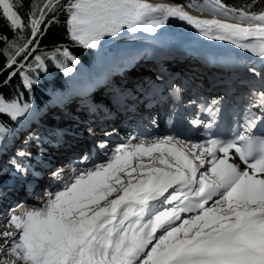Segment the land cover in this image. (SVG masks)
I'll return each instance as SVG.
<instances>
[{
	"label": "bare ground",
	"instance_id": "6f19581e",
	"mask_svg": "<svg viewBox=\"0 0 264 264\" xmlns=\"http://www.w3.org/2000/svg\"><path fill=\"white\" fill-rule=\"evenodd\" d=\"M129 1L131 3L127 5V9L131 12V18L127 26L125 25L123 29L118 31L124 35H128L122 40H131L130 43L144 41L149 45L154 44L155 41L159 42L160 40H165L166 42L169 41L170 44H178L185 50L188 48L194 49L197 46L207 49L211 45L226 44L239 48V51H241L242 46L246 45L248 39L251 40L256 38L257 41H264V16L260 19L258 18L259 23L257 24L243 25L232 20L228 21L225 16L223 17L218 14L213 7L209 6L194 4L192 7H186L164 0ZM119 26L121 27V25L117 26L116 24L115 28ZM171 59L172 58H169V62L165 63L164 67H167V69L175 67L176 73L179 74L170 73L167 79H170L169 77L172 75L173 77L179 75L182 81L185 82L186 78L192 79L190 74L193 75L196 81L202 79L204 70L197 68L203 71L201 75L200 72L195 69V65L200 64L197 59L195 60L197 63L189 59L182 62L176 60L170 61ZM169 65L170 67L168 68ZM146 72L147 71L144 70L143 73H137L136 75L139 77L143 75L147 76L148 74H146ZM116 77L121 78L122 74ZM127 77L129 79V76ZM158 86L164 87L165 83L160 80L158 81ZM147 90L148 92L152 91L151 88ZM115 92L116 90L113 91V93ZM87 93L88 92L85 94ZM82 94L83 97L77 99L84 100L85 94L82 90H79V93L76 91L73 92L74 96ZM112 95L115 94H112L111 91L106 95L102 94L96 102H107V98H111ZM137 98L141 101L139 106H144L145 99L143 95L140 96L138 94V96H134V99ZM150 100L147 101L146 104H153V102L158 103L157 101L159 99ZM79 105L83 106V104ZM139 106L136 108H139ZM50 112L54 115L55 113H59L57 110H51ZM87 112L92 116H99V113L91 114V109H87ZM114 133L115 132H112V134ZM112 134H106L104 137H108ZM164 141L163 138L152 141L142 139L139 145L135 142L131 144L127 153H120L116 156V167L119 166L117 168L120 169L118 172L117 169H114L115 166L106 165L104 166L106 169L99 168L101 173L89 171L84 175L79 170L72 173L67 181H63V183L55 187L54 193L52 192L51 195L40 204L29 202V205L23 210L27 216L28 227H32L36 231H41V233L49 232V227L51 226L47 225L46 221L49 219L48 215L53 213V209L51 208L52 205L50 207L45 206V211L48 213L44 217L43 209H38V207H41V205L47 201H52L56 205V208L60 206L62 208L64 205L69 204L73 205L76 201H86V199H84L86 198L85 196L94 192L98 183L108 186L107 182H110V186L106 188L105 193L108 196L106 195L107 198H104V202L107 204L106 208L109 205V207L113 209L122 207L123 204L132 201L134 198L146 196L148 193L158 188L173 185L175 181L185 174L183 170L184 166L182 167L179 165L175 161V158H173V160L167 156L161 155L163 151L160 152L158 146ZM102 143H99L101 147L107 146L104 142ZM198 144L200 143L190 144V146L185 144L192 152L188 153V155L194 158L197 168L200 169L206 177H214L227 186H233L234 189L226 195L224 202L218 205L214 210L207 212L199 222L196 220L195 224L184 225L179 230L177 229L169 233L167 237L160 238L156 242L149 240L150 246L146 252L140 251V249L143 250L144 244H146L141 238V234H139L138 237H135L132 232L127 234L126 237L128 238L126 244L130 248V251L127 255V262L125 264H168L169 261L176 258L177 255L189 253L199 243L205 240V237H201L204 233L212 230L220 231L234 215L250 213L254 210L264 208V175L262 173L245 169L231 151H213V149L207 145L202 144L198 146ZM63 145L64 144H62V147ZM31 153L32 152L25 154L24 160H26ZM39 154L40 152L38 150L31 161L34 162ZM100 162H103L102 164H104V162L107 163L103 157H101ZM101 175L102 178L100 179ZM96 178H98V181ZM81 181L83 182V184H80L82 185L81 188L73 189V187L79 185ZM37 202L39 203V201ZM86 205L85 212L92 209L94 203H92V206L89 204ZM99 212L97 214H99ZM103 213H100L98 216H103ZM220 213H223V215L221 216ZM19 214L20 212L17 211L16 216ZM98 216L94 217L92 215L93 220L88 224L83 222L78 223L79 220H77L74 229H76V231L88 229L89 225L95 221ZM81 217L82 218L79 217V219L82 220L83 216L81 215ZM42 218L43 220H41ZM114 218L115 216L111 217L110 220H113L112 225L116 227L115 224L117 221H115ZM14 224L15 223H12L8 217L3 223H0L1 249L7 247L11 241L18 236ZM139 226L143 228V224ZM156 230L157 229L153 226L150 232L153 233ZM72 234L74 235V232ZM211 236L213 238L214 235ZM72 240H74V238H72Z\"/></svg>",
	"mask_w": 264,
	"mask_h": 264
},
{
	"label": "trees",
	"instance_id": "16d2710c",
	"mask_svg": "<svg viewBox=\"0 0 264 264\" xmlns=\"http://www.w3.org/2000/svg\"><path fill=\"white\" fill-rule=\"evenodd\" d=\"M166 1L190 5L205 0ZM215 1L236 19H253L264 13V0ZM66 3L0 0V141L19 120L13 112L16 100L41 105L53 95H61L70 79L84 75L77 63L91 66L99 61L93 49L69 37V11L63 10Z\"/></svg>",
	"mask_w": 264,
	"mask_h": 264
},
{
	"label": "rangeland",
	"instance_id": "374dc122",
	"mask_svg": "<svg viewBox=\"0 0 264 264\" xmlns=\"http://www.w3.org/2000/svg\"><path fill=\"white\" fill-rule=\"evenodd\" d=\"M130 3L129 0H69L68 5L71 7V12L67 19L69 37L82 46H93L100 49L102 52L110 50L117 52L119 49L121 51L127 49L131 40H122L128 35H124L118 30L123 29L125 25L127 26L131 18V12L127 9V5ZM214 7H216L218 14L223 17L225 16L228 21H235L228 17L229 15L219 5H214ZM258 18L260 19L261 16ZM258 18H256L257 23H259ZM32 23L34 26L36 25L35 21ZM241 23L246 25L251 24L249 19H245ZM116 24L117 26L121 25L122 28L120 26V28H115ZM123 153L125 154L127 151ZM107 184L110 186L109 181ZM101 185L102 184L98 183V185H96V190L85 196L86 198L84 199H86V201H76L75 204L64 205L62 208L61 206L56 208V205L52 201H47L43 203L41 207H38V209H43L44 217L48 213L45 211V206L50 207L52 205L51 208L53 209V213L48 215L49 219L46 221V224L51 226L49 227V232L37 233L31 231V228L27 225L23 229H20L21 225L26 223V221L22 222V220L26 218V214L20 216L18 220L10 218L11 220H9L15 223L14 227L18 236L14 238L7 247L3 249L0 248L1 261L4 264H75L76 258L74 254L86 252V246L90 245V240L93 241V239H96L95 237H97L100 227L104 224L111 210L109 205L106 208L107 204L104 202L108 196L105 193L108 186H104V184ZM92 203H94L92 209L85 212L86 204L92 206ZM98 212L99 214L104 212L103 216H98ZM81 215L83 216L82 220L79 219V217L82 218ZM92 215L94 217L98 216V218L92 222V232L87 234L88 232L85 231L86 233L78 234L75 236L74 240H72L73 237L71 236H73L72 233L74 232L77 220H79L78 223L83 222L88 224L93 220ZM41 220H43V218ZM82 242L85 243L82 244ZM102 248L104 249V256H102L101 252L100 255L96 257L97 263H123L122 259L123 256L126 255V251L124 253L120 251L117 252V248L114 246H110L107 249H105V247ZM114 248L115 252L113 251ZM91 252L93 254L95 253L93 250H91ZM114 253L115 257L113 256Z\"/></svg>",
	"mask_w": 264,
	"mask_h": 264
}]
</instances>
